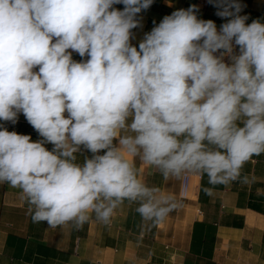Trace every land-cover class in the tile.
Returning <instances> with one entry per match:
<instances>
[{
  "label": "clouds",
  "instance_id": "obj_1",
  "mask_svg": "<svg viewBox=\"0 0 264 264\" xmlns=\"http://www.w3.org/2000/svg\"><path fill=\"white\" fill-rule=\"evenodd\" d=\"M154 2L0 0V184L21 190L33 223L80 231L127 202L159 225L181 202L138 162L165 180L206 175L208 196L250 183L242 169L264 154V18L207 0L219 26L191 4L134 43ZM21 115L38 139L5 126Z\"/></svg>",
  "mask_w": 264,
  "mask_h": 264
},
{
  "label": "crops",
  "instance_id": "obj_2",
  "mask_svg": "<svg viewBox=\"0 0 264 264\" xmlns=\"http://www.w3.org/2000/svg\"><path fill=\"white\" fill-rule=\"evenodd\" d=\"M242 3L249 23L264 18V0ZM191 4L200 7L202 18L218 26L224 22L208 2L155 0L142 14L143 28L134 30V43L151 30L153 21L159 23L164 15ZM5 126L33 140L39 138L23 115L17 124ZM138 167L144 182L181 202L159 225L145 224L135 212L137 205L125 202L109 224L91 219L80 231L50 229L46 223L32 222L20 189L0 184V264H264V154L254 156L242 169L249 184L235 181L215 186L212 196L203 191L212 187L206 175H188L183 197L181 181L165 180L139 162Z\"/></svg>",
  "mask_w": 264,
  "mask_h": 264
},
{
  "label": "built area",
  "instance_id": "obj_3",
  "mask_svg": "<svg viewBox=\"0 0 264 264\" xmlns=\"http://www.w3.org/2000/svg\"><path fill=\"white\" fill-rule=\"evenodd\" d=\"M200 2L205 5L207 0H200ZM188 189V176L181 180V196L185 197Z\"/></svg>",
  "mask_w": 264,
  "mask_h": 264
},
{
  "label": "bare ground",
  "instance_id": "obj_4",
  "mask_svg": "<svg viewBox=\"0 0 264 264\" xmlns=\"http://www.w3.org/2000/svg\"><path fill=\"white\" fill-rule=\"evenodd\" d=\"M191 196V195H190ZM193 197V196H192ZM188 219V218H187ZM186 224V223H185Z\"/></svg>",
  "mask_w": 264,
  "mask_h": 264
}]
</instances>
